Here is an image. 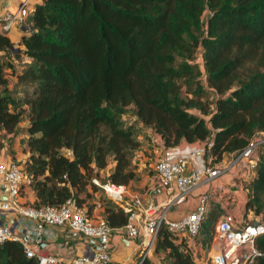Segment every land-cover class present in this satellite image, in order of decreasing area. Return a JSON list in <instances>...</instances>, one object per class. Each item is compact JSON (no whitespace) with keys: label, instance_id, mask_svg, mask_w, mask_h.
I'll return each mask as SVG.
<instances>
[{"label":"trees","instance_id":"trees-1","mask_svg":"<svg viewBox=\"0 0 264 264\" xmlns=\"http://www.w3.org/2000/svg\"><path fill=\"white\" fill-rule=\"evenodd\" d=\"M28 8L21 49L0 33V132L24 133L22 161L9 156L30 179L32 206L71 198L90 214L94 203L80 193L88 194L86 183L99 189L90 178L108 159L114 164L100 180L135 178L137 126L125 124L124 113L164 146L204 142L213 162L264 132V0H31ZM247 170L242 217L250 209L264 223V144ZM104 197L100 217L122 227L128 212ZM229 205L208 198L191 243L160 225L151 251L167 264H201L196 247L208 249ZM254 246L260 254L252 264H264V232ZM130 257L135 264L138 256ZM0 264L38 262L5 239ZM138 264L161 263L145 256Z\"/></svg>","mask_w":264,"mask_h":264},{"label":"built area","instance_id":"built-area-1","mask_svg":"<svg viewBox=\"0 0 264 264\" xmlns=\"http://www.w3.org/2000/svg\"><path fill=\"white\" fill-rule=\"evenodd\" d=\"M28 9V0H20L13 9L1 11L0 33H6L14 25H21ZM262 144L264 132L260 131L225 162L224 159L213 162L212 157L205 154L206 146L202 141L162 147L153 173L157 185L165 193V199L160 204L144 200V192L132 190L127 184L100 180L95 176L90 178V182L128 212L126 223L119 228L131 242L129 253L138 256L135 263L138 264L150 252L160 225L176 235L187 234L189 238L198 230L208 198L216 197L223 204L231 205L235 200L234 192L241 188L244 170L248 171L254 163L255 151ZM245 163L247 169L243 168ZM231 170L234 173L232 181H223V174ZM29 180L20 163L0 153V242L5 239L18 241L25 254L34 255L38 264H108L112 261L111 239L118 228L109 227L100 217L97 201H93L90 214L84 204H77L71 198L58 206H32L20 198L23 188L29 186ZM189 196L192 198L191 208L177 218L168 217L169 208ZM243 202L244 199L240 207ZM6 212H11L15 218L2 220ZM258 219V214H253L250 209L238 224L228 210L221 213L213 224L212 236L201 264H252L253 257L260 254L254 246V239L264 232V223ZM27 224H30L31 230L26 229ZM45 225L64 228L70 238L89 237L94 240L96 249L75 254L69 259L54 253H41L39 242ZM64 243L58 241L57 245ZM129 253L117 260L118 264H127L131 256Z\"/></svg>","mask_w":264,"mask_h":264},{"label":"rangeland","instance_id":"rangeland-1","mask_svg":"<svg viewBox=\"0 0 264 264\" xmlns=\"http://www.w3.org/2000/svg\"><path fill=\"white\" fill-rule=\"evenodd\" d=\"M196 59L200 62V56H199V49L195 50L194 53ZM20 61V59H19ZM13 74L10 70H6V77L9 81L12 80ZM122 118L124 119L125 124L127 123H133L134 126H137L135 136L138 141V145L136 149L133 151L132 157H131V164L132 168L135 172V178L130 180L127 185L132 189L136 191H143L148 190L151 188L149 186L150 178L152 174L154 173V164L155 160L158 157V154L161 152V148L164 147V145L159 140L158 136L152 133L146 126H143L139 124L137 121H135V116L131 114V112L124 113L122 115ZM25 122V118L19 122L20 125H23ZM23 132H18V134H2L0 132V139L3 141V148L0 153L6 157V153L8 155H12L13 152L14 159L19 160L20 162L23 159L24 153H21V147L23 149L22 143L20 141V137L23 135ZM62 152L66 155H69L70 151L66 148H62ZM230 158V155L224 156V162L227 161ZM114 161L112 159H108L106 165L97 170L98 178H104L106 174L109 172L111 167L113 166ZM245 169L248 168L247 163L244 164ZM244 174L247 175V171L244 170ZM242 185V183H241ZM86 187L91 190H87L88 194L85 195V192H81L80 194L84 196V203L91 204L93 201L102 200L104 195L102 194L100 189H95L94 186L89 185L86 183ZM244 191L240 188L237 189L236 192H234L233 196L235 200L231 205H229V208H226L233 216L234 221L236 224L241 222L240 219L242 215V209H240V203L243 196ZM252 215V214H251ZM215 247V245H214ZM197 251L202 257L206 256L207 249L204 248V246H198L196 247ZM149 258L152 260L157 259L161 264H167V261L164 259V253L163 252H150L147 254ZM133 258L132 256L130 257Z\"/></svg>","mask_w":264,"mask_h":264},{"label":"crops","instance_id":"crops-1","mask_svg":"<svg viewBox=\"0 0 264 264\" xmlns=\"http://www.w3.org/2000/svg\"><path fill=\"white\" fill-rule=\"evenodd\" d=\"M20 0H0V12L4 9H13L16 4ZM31 0H28V2ZM21 25L12 26L4 35H6L11 41V47L13 50L21 49L22 44L20 43V37L23 33ZM22 59L25 60V56L21 53ZM2 151V149L0 150ZM6 157H10L8 153L5 154ZM14 155V154H13ZM233 170L223 174L222 179L225 182L232 181L234 177ZM148 190H143L142 195L144 200H150L153 203L160 204L165 199V193L163 190L157 185L155 181V177L152 174L149 182ZM89 190V189H88ZM21 192L20 198L22 201L30 202L33 199V191L27 186L23 188ZM91 191V190H89ZM192 194H195L194 192ZM188 202H187V201ZM192 198L189 196L186 199L179 200L175 204H173L168 210V217L177 218L181 216L185 211L191 208ZM189 203V204H188ZM15 218L11 212H6V214L2 217V220H11ZM27 230H31L30 224H27ZM58 241H64V245L58 246ZM189 241V238H188ZM191 243V241L189 242ZM131 242L125 237V234L121 228L114 230L113 236L111 239V256L115 260L123 259L130 251ZM96 249V244L93 239L89 237L82 238H70L66 235V230L64 228L56 227V226H47L45 225L43 228L42 238L39 242V251L41 253H54L58 256H61L63 259H69L75 254L78 253H87ZM130 254V253H129ZM131 255V254H130ZM132 256V255H131Z\"/></svg>","mask_w":264,"mask_h":264}]
</instances>
